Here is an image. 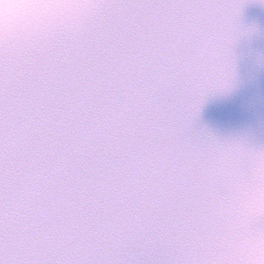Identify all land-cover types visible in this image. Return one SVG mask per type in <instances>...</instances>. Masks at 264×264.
<instances>
[{"label":"snow or ice","instance_id":"1","mask_svg":"<svg viewBox=\"0 0 264 264\" xmlns=\"http://www.w3.org/2000/svg\"><path fill=\"white\" fill-rule=\"evenodd\" d=\"M264 0H94L0 40V264H245L264 140L201 123Z\"/></svg>","mask_w":264,"mask_h":264},{"label":"water","instance_id":"2","mask_svg":"<svg viewBox=\"0 0 264 264\" xmlns=\"http://www.w3.org/2000/svg\"><path fill=\"white\" fill-rule=\"evenodd\" d=\"M93 10L94 0H0V40L70 32ZM243 22L257 32L235 49L236 85L208 99L201 123L221 137L247 135L259 141L264 140V7L247 5ZM249 210L264 215V185L249 193ZM241 247L245 264H264V233L246 237Z\"/></svg>","mask_w":264,"mask_h":264}]
</instances>
